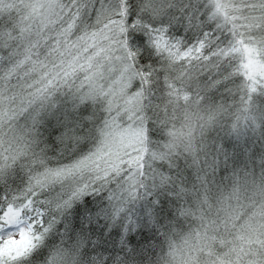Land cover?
I'll use <instances>...</instances> for the list:
<instances>
[{"label":"snow or ice","instance_id":"obj_1","mask_svg":"<svg viewBox=\"0 0 264 264\" xmlns=\"http://www.w3.org/2000/svg\"><path fill=\"white\" fill-rule=\"evenodd\" d=\"M59 8L58 24L37 28L23 60L20 53L0 58V80L7 85L14 77L34 101L25 113L29 139L0 148V264H34L45 256L53 223L44 219L49 201L41 193L79 199L96 183L115 184L109 206L96 213L111 222L113 246L133 253L138 248L128 245L134 242L154 250L161 244L159 219L171 215L159 192L167 189L173 203L190 204L178 208L181 215L196 214L208 205L218 169L232 158L225 136L259 131L264 142V107H254L255 96L264 97V0H195L186 7L175 0H66ZM173 9L180 15L170 14ZM163 17L167 22H154ZM176 23L191 35L181 38ZM65 88L66 106L53 108ZM215 92L223 94L219 103ZM234 93L238 99L228 103ZM181 101L206 105L205 127L216 131L195 151L151 140L168 107ZM49 108L59 133L53 156L47 147L29 148ZM227 116L231 122H221ZM153 143L158 150H151ZM181 156L184 167L177 163ZM187 169L195 174L191 184ZM239 183L236 173L232 184ZM136 228L139 239L126 238ZM258 235L246 252L248 264H264V234ZM62 255L51 250L46 264H60Z\"/></svg>","mask_w":264,"mask_h":264},{"label":"clouds","instance_id":"obj_2","mask_svg":"<svg viewBox=\"0 0 264 264\" xmlns=\"http://www.w3.org/2000/svg\"><path fill=\"white\" fill-rule=\"evenodd\" d=\"M180 5L194 4L195 0H175ZM170 14L180 15L177 9L171 10ZM167 22V17L162 21ZM174 28L180 30L181 24L176 23ZM264 107V100L261 101ZM51 119V124L48 123ZM57 127L54 118L45 117L37 133V140L29 145L35 151L47 147V155L56 154L59 145L55 144L56 136L53 128ZM169 123L161 121L156 124L152 133H156L159 141H170L171 133ZM264 132V128L261 129ZM204 133L202 132V138ZM207 135H211L208 132ZM158 150V145L153 149ZM65 151L71 153V145L65 146ZM254 162L247 167L243 165L229 167L222 179L215 177L211 194L208 197V205L196 214L181 215L178 211L180 206L190 207L188 202H178L171 210L169 217L161 216L159 219L160 229L156 232L161 244L154 250L145 246L139 249L134 242L128 247H137L138 251L129 253L127 248L123 251L117 244L115 247L108 232L111 230V222L103 215L97 216L100 209L109 206L108 189L115 188V184L102 186L99 183L89 185L79 199H69L70 193L63 200H56L54 192L41 193V199L49 201L46 207V222H52L53 228L48 233L46 240L48 248L45 256L38 259L34 264H46L47 256L51 250H61L63 255L60 264H248L249 253L241 254L236 245L235 225L232 224L229 211L231 204L225 199L226 192L231 190L234 174L239 173L240 178H251L253 182L264 185V145H260L254 151ZM177 163L181 164L180 160ZM160 161H155L153 167L159 168ZM222 167V166H221ZM243 174V177L241 176ZM186 175L189 183H193L195 174L187 169ZM168 196L165 189L158 193L157 198L164 199ZM68 201V203H65ZM261 231L264 234V218L260 219ZM109 225V227H105ZM163 233V235H161ZM189 237L190 243L181 246L178 240ZM155 241H148V245ZM264 254V249H260Z\"/></svg>","mask_w":264,"mask_h":264},{"label":"trees","instance_id":"obj_3","mask_svg":"<svg viewBox=\"0 0 264 264\" xmlns=\"http://www.w3.org/2000/svg\"><path fill=\"white\" fill-rule=\"evenodd\" d=\"M66 0H54L51 1L49 5L44 6L46 11H40L39 14H34L31 7L29 8L28 2L26 0H0V58H6L10 54L20 53V59L23 60V53L29 47V37L36 36L37 28L43 31L45 28L52 26L53 24H58L60 17L59 6L64 4ZM11 21L7 23L6 21ZM181 38H187L191 34L186 32L182 27L178 33ZM191 42V40H187ZM4 65L0 64V68ZM68 89L65 88L64 92L56 95L55 100L52 101L53 108L58 107L63 108L66 106L68 96L66 93ZM222 92H215L213 99L217 103L221 102ZM30 92L27 86H23L17 82L13 77L10 84H5L0 80V144L5 136L11 134V127L13 125H19L21 122L30 121V119L25 118V113L32 106L34 101L29 99ZM228 99V103H231L232 99H238V95L235 93L231 97H225ZM264 97H260L258 94L255 96L254 107L261 106V101ZM48 101H45L47 104ZM181 103V102H180ZM180 103H177L180 104ZM184 103V102H183ZM186 105V104H185ZM190 106H195L204 110L203 115H196L195 119L197 123H201V130L195 132L193 136L187 138L184 142L176 143V146L181 148L183 151L187 152L189 149L192 151L197 150L202 141V132L204 133L203 139L211 142V138L216 135V131L208 124L210 117L206 111V105H198L196 103L189 104ZM53 108L48 109V113L45 117H49V114L53 111ZM234 108L230 109L233 111ZM171 110H168L170 112ZM170 116V114H169ZM172 115L170 116L171 119ZM175 118V115H173ZM230 116L223 117V123H230ZM42 123V122H41ZM158 124V123H157ZM197 125V124H196ZM197 128V126H196ZM243 131V128L241 129ZM211 132V135H207ZM151 140L153 142L158 141L156 133H152ZM224 142L228 145V151L231 155V160L227 167L222 166L218 169L216 177L222 179L225 171L229 167H237L243 165L247 167L250 163L254 162L255 157L252 153L257 147L264 144L261 140V134L258 131L253 134L250 131H244L242 135L237 137L236 135L225 136ZM156 146L155 143L151 145V150ZM181 164H184L183 157L179 158ZM243 177V174H241ZM231 190L226 192L225 199L229 200L231 208L229 211V217L232 224L235 225V236L236 245L238 251L241 254L246 253L250 250V245L258 243L259 233L261 231L260 219L264 216V192L261 191L260 184L253 182L249 178H240V183L238 185H233L232 181ZM164 201L165 205L169 209H173L175 203L172 202L171 198L161 199ZM143 202L137 204V208L142 207ZM159 207V204L157 205ZM187 208V207H186ZM172 215V211H171ZM170 215V216H171ZM110 231V230H109ZM139 228L133 229L131 232L124 234L127 237H132L133 240L139 239L137 232ZM252 231V233H248ZM181 246L185 243H190L189 237H184L177 241Z\"/></svg>","mask_w":264,"mask_h":264},{"label":"rangeland","instance_id":"obj_4","mask_svg":"<svg viewBox=\"0 0 264 264\" xmlns=\"http://www.w3.org/2000/svg\"><path fill=\"white\" fill-rule=\"evenodd\" d=\"M28 2L29 8L33 10L34 14H39L40 11H46L47 9L44 7L49 5L51 1L54 0H26ZM86 92L92 91V89L85 87ZM69 97L67 98V100ZM157 103H160L158 100ZM62 109V108H61ZM168 110H171L167 114V122L169 123V131L171 133L170 142H173L175 145L178 142H184L188 137L193 136L195 132H199L201 130V123H197L195 116L203 115L204 110H201L198 107L190 106L189 104H184L181 101L180 104L173 103L168 107ZM167 110V111H168ZM161 112L163 113V105H161ZM235 112V109L232 111ZM172 115L171 119L170 116ZM175 115V118H173ZM233 119L232 116L228 119L229 122ZM197 124V125H196ZM197 126V128H196ZM31 123L30 121L21 122L19 125H13L11 129V134L5 136V139L2 140L0 144V148H8L10 146L15 147L17 145V141H20L23 144L24 141L29 139L28 133L30 131ZM252 233V231L248 232Z\"/></svg>","mask_w":264,"mask_h":264}]
</instances>
